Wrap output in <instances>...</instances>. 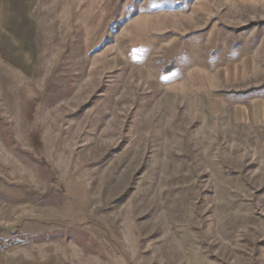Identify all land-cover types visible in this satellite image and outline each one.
<instances>
[{
  "label": "rangeland",
  "instance_id": "obj_1",
  "mask_svg": "<svg viewBox=\"0 0 264 264\" xmlns=\"http://www.w3.org/2000/svg\"><path fill=\"white\" fill-rule=\"evenodd\" d=\"M28 11L33 55L0 57V264H264V123L210 81L243 62L264 96V0Z\"/></svg>",
  "mask_w": 264,
  "mask_h": 264
},
{
  "label": "crops",
  "instance_id": "obj_2",
  "mask_svg": "<svg viewBox=\"0 0 264 264\" xmlns=\"http://www.w3.org/2000/svg\"><path fill=\"white\" fill-rule=\"evenodd\" d=\"M28 6L29 0H0V57L4 61L15 62V51L18 52V44L15 43V39L19 40L21 46L25 45L22 50L24 55H33L34 45L31 42L34 26L28 14ZM15 11L18 12L16 17ZM241 64L244 63L241 62ZM241 64L240 66H231V71L218 70L219 73H216L217 75L213 78L211 77V87L236 86L235 89L226 90L227 94L221 97L223 104L220 105V108L232 109L235 107L236 116H241L242 121L246 119V123L251 125L262 124L264 123V96L254 95L253 89L259 85L244 86L248 76ZM218 76L221 80L217 79ZM222 91L225 90L222 89ZM231 98H235L236 102H231L233 101Z\"/></svg>",
  "mask_w": 264,
  "mask_h": 264
},
{
  "label": "trees",
  "instance_id": "obj_3",
  "mask_svg": "<svg viewBox=\"0 0 264 264\" xmlns=\"http://www.w3.org/2000/svg\"><path fill=\"white\" fill-rule=\"evenodd\" d=\"M32 110V109H31ZM30 141L32 142V145L34 147V149H36L37 151H40V149L42 148V144L40 141V138L36 135H32L30 137ZM60 232H52L49 233L48 235H38V236H33L32 240L35 243H41L45 240L51 239L53 237H55V235H59ZM21 239H24V236L21 237ZM17 243H13L12 246H15Z\"/></svg>",
  "mask_w": 264,
  "mask_h": 264
}]
</instances>
